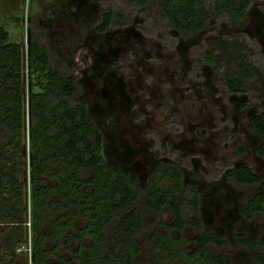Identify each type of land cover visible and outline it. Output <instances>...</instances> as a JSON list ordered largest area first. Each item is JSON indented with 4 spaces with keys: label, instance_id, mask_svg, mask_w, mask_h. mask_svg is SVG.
Returning <instances> with one entry per match:
<instances>
[{
    "label": "trees",
    "instance_id": "16d2710c",
    "mask_svg": "<svg viewBox=\"0 0 264 264\" xmlns=\"http://www.w3.org/2000/svg\"><path fill=\"white\" fill-rule=\"evenodd\" d=\"M42 1L6 2L13 27L25 29L21 42L13 41L0 20V264H236L230 245L249 264H264V175L249 165L223 171L220 178L240 195V219L259 222L258 236L232 227L228 237L206 229L202 196L180 168L158 161L141 182L111 164L103 131L59 53H73L89 32L110 33L124 17L100 8L91 23L63 19L49 32L30 16L32 4ZM119 1L148 18L152 28L141 34L159 43L170 33L193 41L216 26L228 27L242 44L233 72L222 71L214 53L201 52L198 60L222 79L228 94L249 93L255 68L251 40L240 30L255 7L264 33V0ZM231 45L218 43L222 54ZM245 130L256 139L252 154L264 161V110L248 117ZM236 153L246 154L240 141ZM164 214L168 218L161 221Z\"/></svg>",
    "mask_w": 264,
    "mask_h": 264
},
{
    "label": "rangeland",
    "instance_id": "374dc122",
    "mask_svg": "<svg viewBox=\"0 0 264 264\" xmlns=\"http://www.w3.org/2000/svg\"><path fill=\"white\" fill-rule=\"evenodd\" d=\"M7 1L0 0V20L13 41L21 42L25 29L13 27ZM100 8L122 14L123 23L104 36L89 32L81 47L59 55L71 66L81 85V99L103 131L105 158L141 182L158 161L180 168L185 181L202 196L201 214L207 230L228 236L235 227L258 236L259 222L248 224L240 219V195L220 177L224 170L243 165L264 175V161L252 154L256 139L245 130L248 117L264 110V33L259 10L253 8L240 30L251 40L255 77L247 84L246 96H235L198 60L201 52L214 53L216 61L224 65L222 71L233 72L234 56L242 44L224 25L193 41L170 33L168 40L159 43L141 34L152 28L148 18L119 0H43L32 4L30 16L38 28L52 32L63 19L91 23ZM153 28L159 26L153 24ZM225 41L232 48L222 54L218 43ZM238 141L244 145V156L236 153ZM192 173H199L201 180L194 181ZM167 218L164 214L160 220ZM229 247L227 252L233 254L236 264H249L244 255L232 253L235 250ZM24 249L28 251V245ZM159 264L183 263L168 260Z\"/></svg>",
    "mask_w": 264,
    "mask_h": 264
}]
</instances>
